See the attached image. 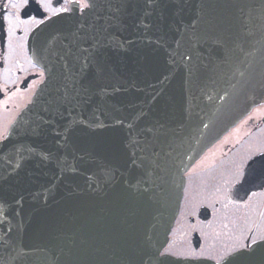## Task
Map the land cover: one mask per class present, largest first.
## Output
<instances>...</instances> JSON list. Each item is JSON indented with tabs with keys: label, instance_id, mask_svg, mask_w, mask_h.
<instances>
[{
	"label": "water",
	"instance_id": "95a60500",
	"mask_svg": "<svg viewBox=\"0 0 264 264\" xmlns=\"http://www.w3.org/2000/svg\"><path fill=\"white\" fill-rule=\"evenodd\" d=\"M144 7L138 0L128 4L119 33L135 42L123 48H103L99 54L104 69L99 83L109 94L94 97L84 115L89 117L95 112L98 123L104 126L75 130V152L68 156L75 170L61 173L53 163L29 159L18 174L2 173L5 178L0 183V194L7 199L23 197L20 215L13 220L18 226L13 239L28 248H62L60 264H138V253L146 245L153 251L163 250L180 211L186 172L264 101V0H161L149 18L152 26L146 33L160 43H149L142 38L143 30L136 28ZM194 22L196 32L207 37L206 43L203 39L188 41ZM77 23L75 15H65L41 25L30 39L33 57L47 48L56 34L74 29ZM217 38H238L250 55L218 58L220 49L213 43ZM177 41L180 51L191 54V61L174 57L176 63H170L169 54L176 49ZM189 66L195 73L192 77ZM205 73L212 75L215 83H209L201 92L190 80ZM95 76L96 70L90 68L88 78ZM52 91L51 84L42 91L39 86L10 127L18 129L14 139H22L24 129L41 114L47 116L43 110L51 101ZM140 113V125L159 121L178 130L185 125L179 157L169 162L162 179L147 194L125 183L130 172L122 148L126 128L116 124ZM33 143L55 151L50 135ZM105 164L125 175L121 177L117 172L113 182L99 186L97 177ZM259 256L258 252L255 258ZM215 262L169 255L158 264Z\"/></svg>",
	"mask_w": 264,
	"mask_h": 264
},
{
	"label": "snow or ice",
	"instance_id": "6c2138e0",
	"mask_svg": "<svg viewBox=\"0 0 264 264\" xmlns=\"http://www.w3.org/2000/svg\"><path fill=\"white\" fill-rule=\"evenodd\" d=\"M134 0H9L11 7L27 9L31 5H37L40 13V24H45L54 17L64 18L65 15L77 17L78 23L74 29L66 33H58L45 49L36 52L34 57L38 71L30 73L35 79L40 80L41 91L52 85L50 93L51 101L43 110L47 116L41 114L36 121L24 129L23 138L16 140L18 129L12 127L7 133L0 131V183L8 176L18 174L24 161L39 159L42 163H53L64 171H74L69 164L68 156L75 152L73 134L78 127H103L98 123L99 115L95 112L86 117L84 110L96 96H107L108 90L101 86L99 81L104 69L99 59L103 48H123L127 44L135 42L122 37L119 33L123 28V18L127 13V6ZM145 7L136 21V28L142 29L145 34L142 38L149 43H160L148 37L146 33L151 28L150 17L156 11L161 0H138ZM182 2V0H181ZM58 6V7H57ZM51 8L53 16L47 14ZM264 11V8H262ZM32 19V17H29ZM20 20L19 16L12 17L0 12V49L5 54L8 52L7 38ZM7 25V28H4ZM192 33L188 35V41L201 39L207 42V37L196 32V23L191 25ZM248 35L252 33L249 31ZM138 37L137 39H140ZM238 38L221 41L219 38L213 41L220 49V57L224 60L237 53L244 56L243 47L237 42ZM176 49L170 52V63L175 64L174 57L191 61L192 56L186 51H180L181 44L177 41ZM232 44L234 47H230ZM239 59V57H238ZM29 63H33L29 60ZM244 63V60H240ZM90 68L96 70L93 79L88 78ZM189 76L195 75L191 66L188 68ZM28 77H25L27 80ZM15 83V82H14ZM31 83V81H29ZM190 83L199 88L201 92L209 83H215L212 75L204 74L190 80ZM7 88H0V92H6ZM143 113L137 114L127 122L117 120L116 124L126 128L125 139L122 148L127 156L125 163L130 172L125 183L129 187H139L147 194L151 186L157 180H161V173L166 171L169 162L174 163L179 157L185 141L184 128L179 130L170 128L159 121L152 124L140 125ZM195 127V125H193ZM207 128L208 125L204 124ZM51 136L55 144V151L39 147L33 141L41 136ZM73 159L75 156L73 155ZM120 169L111 165H102L101 174L97 177L99 186L113 182ZM260 174V175H257ZM121 177L125 174L120 172ZM250 175H257V179H264V152L251 155L242 161L236 169L235 175L225 185L216 189L215 195L232 202L236 186L244 183ZM264 188V183L258 185ZM48 191V190H46ZM250 195H255L250 192ZM219 203V199L215 201ZM245 203H247L245 201ZM23 206V197L7 199L0 194V264H60L63 249L55 248H28L18 243L12 237L18 226L13 224L15 217L20 215ZM249 231H252L251 229ZM245 243L235 247L233 251L217 260L215 264H264V236L259 240L255 233L245 237ZM260 253L258 259L256 254ZM171 255L168 248L153 251L150 245H146L138 253V264H158L161 258ZM203 261H211L212 257H201Z\"/></svg>",
	"mask_w": 264,
	"mask_h": 264
},
{
	"label": "flooded vegetation",
	"instance_id": "af4514ba",
	"mask_svg": "<svg viewBox=\"0 0 264 264\" xmlns=\"http://www.w3.org/2000/svg\"><path fill=\"white\" fill-rule=\"evenodd\" d=\"M37 8H13L9 0H0V12L26 21L18 23L8 36L7 54L0 49V88H7L0 92V131L5 133L43 79L29 75L38 71L30 48L32 35L43 25ZM47 14L53 16L51 8ZM260 152H264V101L212 144L188 170L181 209L164 249L175 256L212 257L217 261L245 243V237L253 232L257 240L264 236V188L258 186L264 179H257L260 174L250 175L238 184L232 202L215 195L217 188L233 178L242 161ZM217 199L219 203L215 202Z\"/></svg>",
	"mask_w": 264,
	"mask_h": 264
},
{
	"label": "rangeland",
	"instance_id": "374dc122",
	"mask_svg": "<svg viewBox=\"0 0 264 264\" xmlns=\"http://www.w3.org/2000/svg\"><path fill=\"white\" fill-rule=\"evenodd\" d=\"M229 241V240H228Z\"/></svg>",
	"mask_w": 264,
	"mask_h": 264
}]
</instances>
